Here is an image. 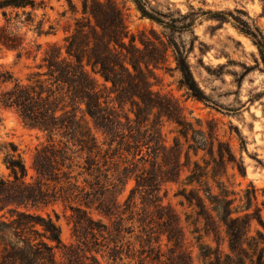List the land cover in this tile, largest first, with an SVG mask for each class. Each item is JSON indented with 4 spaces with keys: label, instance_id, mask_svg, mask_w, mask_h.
<instances>
[{
    "label": "trees",
    "instance_id": "obj_1",
    "mask_svg": "<svg viewBox=\"0 0 264 264\" xmlns=\"http://www.w3.org/2000/svg\"><path fill=\"white\" fill-rule=\"evenodd\" d=\"M64 1L67 9L60 16L69 13L73 24L66 25L59 44L39 41L57 32L58 23L46 11L53 8L46 1L0 0V53L36 58L44 46L38 71L25 80L8 70L0 72V110L13 111L25 127L45 136L34 148L29 167L14 143L0 142L8 170L0 176V264H192L180 216L159 195L168 182L180 183L177 195L194 211L203 264H264L263 254L257 250L254 260L242 240L251 213L240 215L229 197L232 190L215 180V166L225 174L229 164L236 165L243 176L242 164L238 166L229 149L219 148V142L215 157V140H197L203 131L186 119L179 103L151 89L150 66L158 62L128 54L135 36L127 30L116 0H80L79 5ZM131 1L142 17L180 29L154 16L144 0ZM259 1L264 17V0ZM204 14L230 23L248 38L264 73V33L246 10ZM174 50L180 85L203 100L185 57ZM163 118L176 127L169 146ZM200 150L202 164L192 159ZM184 168L187 174L179 181ZM129 180L134 185L120 200ZM57 204L71 211L75 244L64 245L56 221L38 212ZM221 232L229 253L220 255L201 239L202 234L217 239ZM56 251L62 262L56 260Z\"/></svg>",
    "mask_w": 264,
    "mask_h": 264
},
{
    "label": "rangeland",
    "instance_id": "obj_2",
    "mask_svg": "<svg viewBox=\"0 0 264 264\" xmlns=\"http://www.w3.org/2000/svg\"><path fill=\"white\" fill-rule=\"evenodd\" d=\"M48 6L47 14L51 21L57 22V32L54 36L40 38L39 41H56L63 43L66 35L64 29L67 24H73L71 15L64 17L60 13L67 9L64 0H44ZM145 6L154 16L164 22L176 26L178 31L159 25L146 17H142L131 0H116L122 10L123 18L129 33L135 36L133 49L128 54L135 60H157V65L150 66L152 76L151 89L161 95L175 99L187 120L196 129L203 131L197 140H215L216 148L223 151L230 150L235 162L242 164L244 175H240L236 165L227 166L226 173H222L219 165L215 166L217 174L215 180L222 182L234 200L233 206L240 210V215L251 213L252 221L244 237V247L254 260L257 250L264 257V73L256 47L243 35L238 34L230 23L220 22L208 17L206 11H228L242 8L248 12L264 33V17L261 13L259 0H144ZM79 5L80 0H74ZM80 15H78L79 17ZM127 42V39H124ZM174 47L183 54L197 86L204 94L203 100L191 96L190 92L180 85V73L176 68L177 54ZM41 51L36 58L22 57L17 59L13 52L0 53V72L8 70L14 76L25 80L30 72L38 71L36 65L40 63ZM95 78L100 80L99 75ZM0 142H12L22 152L26 165L29 167L34 148L44 142L42 132L28 129L19 117L11 110H0ZM162 133L167 146L171 145L176 136L175 124L162 119ZM95 131V130H94ZM98 139L102 136L95 131ZM200 150L196 157L202 164ZM207 159V155H205ZM3 151H0V176H6L8 170L3 162ZM187 174L184 168L181 181ZM210 184H214L208 178ZM134 185L129 180L120 195V200L128 194ZM180 183L168 182L159 192L162 203L170 204L179 214L181 225L185 231L186 245L191 253L193 263L203 264L205 261L199 255L195 236V215L177 195ZM216 192L217 189L214 188ZM52 209L57 213L56 218ZM245 209H247L245 211ZM45 216L50 214L60 228V239L66 246L76 243L73 231L71 211L64 209L61 204L50 206L38 211ZM201 227L202 222L198 221ZM40 230V227L37 226ZM84 236L82 230H78ZM202 233V230H200ZM31 233V236H34ZM202 242L219 254L229 253L227 239L221 232L217 239L210 234H202ZM164 249V247H163ZM58 262L63 259L59 251L55 252ZM99 258V257H98ZM221 261L227 263V260ZM103 263V262H102ZM247 264L249 262L247 261Z\"/></svg>",
    "mask_w": 264,
    "mask_h": 264
}]
</instances>
